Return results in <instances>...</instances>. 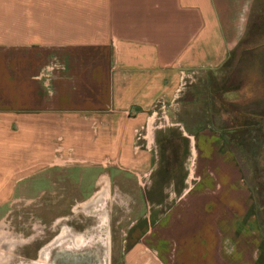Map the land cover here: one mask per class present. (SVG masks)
Returning <instances> with one entry per match:
<instances>
[{
  "label": "crops",
  "instance_id": "1",
  "mask_svg": "<svg viewBox=\"0 0 264 264\" xmlns=\"http://www.w3.org/2000/svg\"><path fill=\"white\" fill-rule=\"evenodd\" d=\"M243 46L262 49L245 59L254 88L258 74L264 83V0H0V207L77 191L73 177L104 160L140 178L155 171L152 109L174 106L197 75H221ZM198 84L181 106H195ZM180 136L199 180L176 200L149 201V247L135 251L158 264H264L251 189L221 133L204 123ZM0 244L10 257L14 242Z\"/></svg>",
  "mask_w": 264,
  "mask_h": 264
},
{
  "label": "rangeland",
  "instance_id": "2",
  "mask_svg": "<svg viewBox=\"0 0 264 264\" xmlns=\"http://www.w3.org/2000/svg\"><path fill=\"white\" fill-rule=\"evenodd\" d=\"M261 51V48H236L232 52L236 55L234 68L227 62L221 75L211 72L197 75L191 84L185 82V89L179 92L174 106H162L160 102L152 109L154 115L149 120L161 127L155 131L152 143L155 171L140 178L132 173L124 174L116 160H104L100 169L88 172L82 182L80 176L73 177L81 183L77 191L72 187L69 191H55L56 195L53 191H48L47 195L42 192L41 196L34 192L30 195L31 201L27 195H22L17 196L20 201H15L14 205L0 207V242L5 238L15 244L12 259L11 256L1 257L0 264L30 261H39V264H158L155 253L148 248L135 251L134 246L141 240L149 247V235L141 227L149 228L148 217L153 209L157 210L150 207L149 201L163 197L176 200L185 189L198 182V163L191 149V139L180 134L183 129H198L204 123L216 126L224 147L238 162L242 178L251 189L254 215L264 242V106H261L264 83L258 74V86L247 88L244 78L245 59ZM237 82L240 94L234 98L224 96ZM195 83L202 87L200 90L204 88L203 94L193 98L191 103L195 106L184 108L181 102L191 94L190 87ZM220 93L223 96L220 97ZM138 141L134 139L136 150ZM104 183H107V192L94 203ZM42 231L45 235L65 231L67 235L51 245L47 254L43 252L36 258L34 240L43 236ZM72 238L78 242L77 246L71 244ZM25 241L28 243L23 245ZM0 249L7 252V246L0 244Z\"/></svg>",
  "mask_w": 264,
  "mask_h": 264
},
{
  "label": "flooded vegetation",
  "instance_id": "3",
  "mask_svg": "<svg viewBox=\"0 0 264 264\" xmlns=\"http://www.w3.org/2000/svg\"><path fill=\"white\" fill-rule=\"evenodd\" d=\"M105 189H107V185L103 187V189L101 190V192L98 194L97 199L95 201H93L94 203H96V202H98V201L101 200V197L103 196V194H105L104 191H103ZM87 205H89V203L85 205V208L87 207ZM47 229H49V227ZM58 232L59 231H54V232H52L50 234L45 235L43 233V231H42L41 233L43 234V236L36 237V239L34 240V247H33V255H35L34 257H36L37 255H39V258H40V256H42V253L43 252L45 254H47L48 253V248L51 245L57 243L58 240H61L62 238H64L67 235L65 231L64 232L61 231V234L59 233V235L57 234ZM32 238H35V237H32ZM27 243L28 242L25 241V243L23 245H26ZM71 244L77 246L78 245V242H76L75 238H72L71 239ZM11 256L13 257L12 253H11ZM12 257H11V259H12ZM21 264H39V261H35L33 263H31V261H30L28 263H21Z\"/></svg>",
  "mask_w": 264,
  "mask_h": 264
},
{
  "label": "built area",
  "instance_id": "4",
  "mask_svg": "<svg viewBox=\"0 0 264 264\" xmlns=\"http://www.w3.org/2000/svg\"><path fill=\"white\" fill-rule=\"evenodd\" d=\"M137 137H138V135H137Z\"/></svg>",
  "mask_w": 264,
  "mask_h": 264
},
{
  "label": "bare ground",
  "instance_id": "5",
  "mask_svg": "<svg viewBox=\"0 0 264 264\" xmlns=\"http://www.w3.org/2000/svg\"><path fill=\"white\" fill-rule=\"evenodd\" d=\"M75 246V245H74Z\"/></svg>",
  "mask_w": 264,
  "mask_h": 264
}]
</instances>
